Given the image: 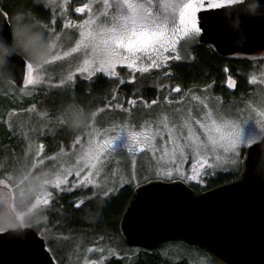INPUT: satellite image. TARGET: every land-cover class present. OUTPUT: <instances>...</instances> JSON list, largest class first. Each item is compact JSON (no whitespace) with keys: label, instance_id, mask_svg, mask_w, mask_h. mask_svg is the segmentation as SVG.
<instances>
[{"label":"snow or ice","instance_id":"snow-or-ice-1","mask_svg":"<svg viewBox=\"0 0 264 264\" xmlns=\"http://www.w3.org/2000/svg\"><path fill=\"white\" fill-rule=\"evenodd\" d=\"M97 2L102 7L94 9L91 2L75 7L76 13L87 14L86 19L75 25L70 19L63 18L66 16L70 0H63V3L58 5L61 10L62 28L76 27L79 30V38L75 41V46L69 51H64L63 57L83 51L82 62H78L74 68L69 65L63 70L59 79L61 86L74 85L77 73L89 82H92L97 74L105 78H116L119 85L134 83L136 73L143 75L150 73L151 70H156L164 79H169L172 76L170 62L183 59L179 54L180 41H184L185 50H190V46L196 43L197 38L202 37L205 31L200 23L202 19L199 16L200 12L218 10L234 4V0H97ZM32 3L37 6L39 0H32ZM52 3L54 0H49V4ZM22 20V14L10 15L0 7V21H3V26L0 27V39L11 43L17 22ZM56 23L57 18L53 15L50 23L40 22L38 25L49 53L43 64H34L30 58L21 55H13L9 59L14 69L16 67L20 69L21 81L18 82L14 78L13 83L22 95H32L28 86L35 87L42 85L46 80L50 81L52 76L48 74L45 65L63 58L60 52L55 51L56 41L60 40L61 35L55 28ZM28 27L33 28L35 25H28ZM45 31L49 33V36H45ZM118 66L128 70L127 78L120 76ZM251 82H255V77H252ZM19 83H22L23 87H19ZM234 86L235 83L230 79L229 87ZM159 87L169 86L160 84ZM211 87L212 84H206L204 89L206 91ZM170 90L180 93L181 87L177 84ZM118 91V88H114L111 99L105 98V103L93 111L94 118L86 131L74 135L71 142L74 150L68 154L69 159L62 160L60 164L48 170H41V175L38 177L41 191L34 197V207L39 208L44 216L45 226L38 229L42 240L57 239L51 235L47 226V213L57 203V193L61 198L66 194L75 197L69 201L68 205L74 211L80 210L90 199L102 196L107 200L118 194L116 187H105L101 184V177L105 182L108 180L105 170L112 153L117 151L118 141L121 150L133 154L132 173L127 178L121 176L120 187L127 185L138 190L142 186L153 184H178L193 181L203 186L206 183L203 177L214 176L215 169L223 165L229 167L230 171L239 172L242 161L246 170L248 157L257 151L261 142H264V119L256 120L255 125L249 124V121L239 114L244 111L243 109H239L234 118L226 119L220 114L219 107L213 109L206 102V98L194 95L192 99L200 100L202 104V109L196 115L189 107L186 115L177 117L175 114L182 113V109L176 108L173 118L170 119L167 114H161L162 108L161 113H156L154 118L145 120L142 127L146 130L124 131L122 127L121 133L108 135L116 125L112 123L109 128L103 125L97 127L95 118L98 113L111 108L122 111L131 120L132 109L137 106L135 91H133V98H125L128 107L121 103ZM12 92L13 89L5 94ZM183 99L182 96L181 100ZM163 100L169 105L172 103L168 95L164 96ZM141 103L145 108H150L157 105L159 100L153 99L151 104L141 100ZM71 106L78 107L75 104ZM36 108L37 105L33 103L28 111ZM39 114L44 118L49 117L48 112L44 110ZM259 116L264 117V111H261ZM55 121L57 124L67 125L62 113L55 117ZM246 124L248 127H245ZM9 128L15 134L16 129L12 128L11 124ZM45 130L53 135L58 134L57 129L50 124L42 125L41 133L43 134ZM146 150L151 151L156 165L150 164L143 173L138 174L135 168V154ZM43 151L44 146L40 144L35 156L39 158ZM59 151L65 154L63 147ZM46 158L57 159L56 156ZM189 158L192 161L191 174H188L182 166ZM44 159L39 158L30 166L26 163L21 169L33 172L32 169L36 168L37 163L44 164ZM205 168L213 171H205ZM111 174L115 176V172ZM0 186L11 189L12 175L0 179ZM96 188H100L101 191H95ZM85 190H92L91 196H76L77 192ZM63 209V204H59L56 208L57 214L63 215ZM2 233L5 231L0 229V234ZM41 247H44L43 243ZM96 250L102 254L106 251L104 248ZM47 251L55 255L50 242ZM87 251L92 252L93 248H88ZM107 251L112 253L111 249ZM49 264H52L51 259ZM56 264H60V261L57 260ZM85 264H98V262L85 260Z\"/></svg>","mask_w":264,"mask_h":264},{"label":"water","instance_id":"water-1","mask_svg":"<svg viewBox=\"0 0 264 264\" xmlns=\"http://www.w3.org/2000/svg\"><path fill=\"white\" fill-rule=\"evenodd\" d=\"M199 16L205 30L199 45L224 58L264 60V0H244ZM11 46L0 39L6 53L14 52ZM13 55L5 54L0 73L20 82V69L9 62ZM118 230L127 248L155 252L182 244L213 264H264V142L248 157L246 170L242 161L234 180L211 189L195 193L183 182L134 188ZM50 259L55 264L33 229L0 234V264H49Z\"/></svg>","mask_w":264,"mask_h":264},{"label":"rangeland","instance_id":"rangeland-1","mask_svg":"<svg viewBox=\"0 0 264 264\" xmlns=\"http://www.w3.org/2000/svg\"><path fill=\"white\" fill-rule=\"evenodd\" d=\"M0 2L2 3V6L5 8L6 12H8L10 15L22 14V22L30 26L35 25L33 29L38 31L41 30L38 26L40 22L48 24L53 18V15H55L57 18L55 28L57 32L61 34L60 40L56 41L57 48L55 51L60 52L61 56L63 57L64 51H69L71 47L75 46V41L79 38V30L76 27H71L68 29L62 28L61 10L58 5L62 4L63 0H54V3L52 4H49V0H39V5L37 6L33 5L32 0H0ZM89 2L93 4L94 9L102 7V5L97 2V0H70V4L67 7L66 16L63 18L70 19L73 22V25L77 24L83 19H86V13H76L74 9L77 6H81L83 3ZM9 23H12V21H9ZM45 36H49L47 31H45ZM184 46V41L181 40L178 44L179 54L181 53L180 49L184 48ZM82 59L83 51L81 50L79 52L70 53L69 56L63 57L61 60L52 61L50 64L45 65V68L47 69L48 74L52 76V79L50 81L46 80L42 85H37L35 87L31 85L28 86L32 91V95H22L19 93V89H14L15 87L13 88L12 93L7 94L11 97H14V99L19 102H22L25 99L27 100L23 102L20 110L9 112L6 117V122L3 124L8 129H10L9 124H11L12 128H15L21 136L19 137L20 140L17 141V143L21 142V147H19L20 150L15 154L0 157V179L12 175L13 184L11 189L2 188V186H0V229L4 231L15 229L17 227H30L28 223L33 220L36 222V225L44 223V218L42 219L39 217L40 219L37 220V214L42 211L39 208L34 207V197L41 191L40 179H38V177L41 175L40 172L41 170H48L53 166L60 164L62 160H68V154H70L74 149L71 146L72 140H69L65 136L62 138L61 144H56L57 138L50 137L47 130H45L43 134L41 133L40 129L42 125L49 123L47 118L42 117L39 113L42 110L47 111V107L49 108L56 103H59L60 105V101H54L52 95L48 98L47 93L54 91V89L60 90L66 86L72 85L68 84L61 86L59 84L60 75L69 65H72L74 68L78 62H82ZM118 69L127 70L122 66H118ZM149 74L156 73L151 72L148 73V75ZM97 76L104 77L101 74H97L96 77ZM252 77H255L254 83L251 82ZM77 79L84 80L83 76L78 73L76 74L75 80ZM247 79L249 84L254 87V91L250 97L243 102L242 105H240V103H232L225 106L223 104V100H218L217 97L212 98L208 89L206 91L203 89L197 92L184 91L182 94H180V96H175V105L168 104L165 107L157 104L151 106L150 108H145L143 104L139 103L141 100L137 99V106L132 109L133 115L131 120H129L122 111L108 108L105 110V112L98 113L97 117L95 118L96 126L100 127L103 125V127L109 128L112 126V123H115V129L108 133V135H115L117 133H121L122 127L124 128V131L146 130L144 127H142L145 120L154 118L156 113H161L162 108L163 113L161 114H167L170 119L173 118V112L176 108L182 109V113L175 114L177 117L179 115H186L187 109L189 107L193 109V114L196 115L202 109V104L200 100L192 99L193 95L206 98V102L213 109L219 107L221 109L220 114L226 119L234 118L238 114V110L243 109L244 111L239 114L242 116V118L247 119L249 124L255 125L256 120L264 119V117L259 116V113L264 111V62L261 63L255 71L249 73ZM226 85L229 89L231 88L229 87L228 83H226ZM174 93L176 92H172V94ZM34 96H40V101H38L37 97ZM182 96L184 97L183 100H181ZM30 99H36L38 101L37 103H41V105L35 110L28 111L31 106L24 105ZM148 113H152L153 115L149 116L147 115ZM245 127H248V125L246 124ZM1 128L2 122L0 121V129ZM42 136L50 141L49 144L47 143V146L50 148H57L56 151L52 152V154L48 156H45V145L42 142L44 137L42 138ZM14 144L16 145V143H12L11 145ZM40 144H43L44 151L40 154L39 158H45L44 164L40 165L37 163L36 168L32 169L34 173L26 169H21L26 163L30 166L31 163H34L37 159H39L35 156V153L38 151ZM119 144L120 142L118 141L117 151L112 153L105 170L108 174L107 182H105L103 177H101V184L105 187L118 186L116 187L117 189L121 188V176L123 175L125 178L130 177L133 170V154L127 153L126 150H121L119 148ZM62 147L65 149V154H61L59 151ZM158 155L159 154L157 153V156ZM49 156H56L57 159H47L46 157ZM135 161V168L138 174L143 173L150 164L153 166L156 165V160L152 157L151 151L147 150L144 152H137L135 154ZM191 163V158H189L182 165L188 174H191ZM205 171L211 172L213 170L205 168ZM112 172H115V176L111 174ZM215 173L236 174L237 172L230 171L229 167L222 165L220 168L215 169ZM209 177L210 176H206L203 178L206 181ZM113 181L115 183H113ZM185 184L189 187L195 186L200 189H205L207 187V181L203 186L194 181ZM125 187L129 186L125 185ZM94 190L97 192L101 191L100 188H96ZM91 194L92 190H85L84 192L76 193L77 196H91ZM52 236L56 237L57 239H53L51 241L44 239L43 241L45 243L46 249L48 248V244L50 242L52 248L55 250L54 256L52 252H49L55 264L57 260L60 261V264H85V260H95L98 262V264H106L107 257L104 255L102 256V253L96 250L99 247H92L93 251L88 252V248L77 238H69L63 235H56L55 233ZM39 237L41 236L39 235ZM105 250V252H108L107 248ZM156 252L159 258L169 259L172 262L184 260L185 264H212L206 256L193 249H188L182 244H175L168 247L165 246V248H161L160 250L158 249ZM137 253L139 252L136 249L129 251L127 253L130 256L128 259L132 260V258L136 256Z\"/></svg>","mask_w":264,"mask_h":264},{"label":"trees","instance_id":"trees-1","mask_svg":"<svg viewBox=\"0 0 264 264\" xmlns=\"http://www.w3.org/2000/svg\"><path fill=\"white\" fill-rule=\"evenodd\" d=\"M0 7L5 10L1 2ZM191 51V59H185L184 62L179 64L177 68L174 69L173 77L170 79L161 78V76L156 74H136V81L134 83L119 85L116 78L97 76L92 82L77 79L74 85L48 92V98L52 95L54 101H60V105L56 103L49 108L47 107V112L49 114L47 118L48 123L54 126L58 131L56 135L48 132L50 137L57 138L56 144H61V140L64 136L72 140L74 135L78 132L72 131L67 125L57 124L55 117L61 113L63 114L65 107L67 105L71 106L72 104L77 105L78 107L76 108L94 111L105 103V98L108 100L111 99L114 88L119 89L118 96L120 101L125 104V107L128 106L125 103V98H133V91L136 92L135 98L147 101L149 104H151L153 99H158V105L164 107L168 104L164 102L163 97L168 94L169 99L172 101L171 104L175 105L176 101H174V99L176 95L174 96L170 89L177 84L180 85L181 91L183 92H197L203 90L206 84H212V87L208 89L212 98L218 97L220 100H223L225 106L232 103H240V105H242L253 93L254 87L249 84L247 77L249 73L255 71L264 60L228 59L220 57L211 47L204 45H195ZM192 57H194V59H192ZM118 72L122 78H127V70L118 69ZM229 76L235 82L233 91L224 87L225 81ZM160 84L168 85L169 87L160 88ZM14 89L16 90V88ZM5 93H7V91L0 93V121L2 122V128L0 129V157L15 154L20 150L19 147H21V142L17 143V141L20 140L19 137H21L19 132L15 131V134H13L12 131L3 124L6 122L8 113L20 110L23 102L27 100L25 99L19 102L14 99V97L6 95ZM34 97H37L38 101H40V96ZM38 101L36 99H30L24 106H31L35 103L38 108L41 105V103H37ZM139 103H141V101ZM43 137L44 136H42V138ZM42 142L45 145V156L57 150V148H50L47 146V143H50L47 138L44 137ZM12 143H16V145H11ZM237 173H217L206 180L207 187L205 189H200L195 186H190V188L195 193H199L234 180ZM133 189L134 187L129 188L124 186L118 189V194L113 195L107 200L103 199L102 196L90 199L86 202V205L78 211H74L68 206L69 201L75 198L74 196L66 194L61 198L60 194H56L57 203L47 213V226L49 232L51 235L55 233L56 235H63L69 238H77L82 241L83 245L87 248L99 247L111 249V254L109 252H104L102 254V256L104 255L107 257L106 264H185L184 260L172 262L169 259L159 258L156 251L147 252L141 249H136L139 253H137L132 260L128 259L130 256L127 253L135 249L127 248L123 244L118 225L125 206L132 195ZM59 204H63L64 206L63 215L57 214L56 208ZM37 217L43 219V213L40 212L37 214ZM28 225L30 226L28 228L33 229L39 235L38 229L45 226V221L43 224L36 225V222L33 220L30 221ZM172 245L175 244H168L165 246L168 247ZM165 246L161 248H165ZM210 262L212 263V261Z\"/></svg>","mask_w":264,"mask_h":264},{"label":"clouds","instance_id":"clouds-1","mask_svg":"<svg viewBox=\"0 0 264 264\" xmlns=\"http://www.w3.org/2000/svg\"><path fill=\"white\" fill-rule=\"evenodd\" d=\"M14 52L6 53L5 49L0 48V65L4 64L5 54H16L27 56L34 64H43L48 58V49L46 43L38 30L29 28L22 21L17 22V28L14 29L13 45ZM14 78L0 73V93L10 91L14 88ZM64 120L74 132H80L87 129L89 123L93 120V111L83 108H72L67 105L63 111ZM40 218L38 217L37 220Z\"/></svg>","mask_w":264,"mask_h":264},{"label":"flooded vegetation","instance_id":"flooded-vegetation-1","mask_svg":"<svg viewBox=\"0 0 264 264\" xmlns=\"http://www.w3.org/2000/svg\"><path fill=\"white\" fill-rule=\"evenodd\" d=\"M242 1H244V0H234V4L240 3V2H242ZM195 45H199V44H198V38H197V43L194 44V45H191V46H190V50H185V46H184V48L180 49V50H181L180 55H181V57H182L183 59H181L180 61H171V62H170V63H171V72H172V76H171V78L173 77L174 69H176L177 66H178L179 64H181L182 62H184L185 59H188V60L191 59V54H190V52H192L191 50H192V48H193ZM232 58H234V59H242V58H238V57H232ZM232 58L230 57V58H228V59H232ZM244 60H249V59H244ZM151 72L156 73L158 76H161V78H163L162 74H159L156 70H151L150 73H151ZM137 74L142 75V74H140V73H137ZM226 74H227V73H226ZM143 75H144V74H143ZM169 79H170V78H169ZM230 79L234 82V80L229 76V77H227V79H226V81H225V86H224V87H225L226 89H228V90H229V88L227 87L226 83L229 84V80H230ZM234 83H235V82H234ZM234 88H235V86H234V87H231L230 90L233 91ZM182 93H183V91H181L180 93H174V96H175V95H176V96H180V94H182ZM217 98H218V97H217Z\"/></svg>","mask_w":264,"mask_h":264}]
</instances>
